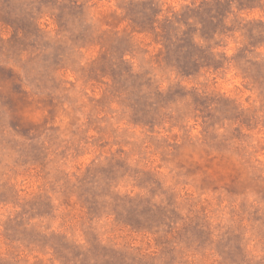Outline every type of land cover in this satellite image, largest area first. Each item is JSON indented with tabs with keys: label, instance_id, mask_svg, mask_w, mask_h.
I'll return each instance as SVG.
<instances>
[{
	"label": "rangeland",
	"instance_id": "rangeland-1",
	"mask_svg": "<svg viewBox=\"0 0 264 264\" xmlns=\"http://www.w3.org/2000/svg\"><path fill=\"white\" fill-rule=\"evenodd\" d=\"M0 264H264V0H0Z\"/></svg>",
	"mask_w": 264,
	"mask_h": 264
}]
</instances>
